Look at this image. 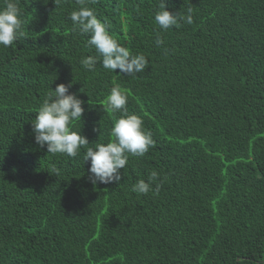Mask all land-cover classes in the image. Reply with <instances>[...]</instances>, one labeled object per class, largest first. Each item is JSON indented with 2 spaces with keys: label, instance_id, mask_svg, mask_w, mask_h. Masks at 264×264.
<instances>
[{
  "label": "trees",
  "instance_id": "trees-1",
  "mask_svg": "<svg viewBox=\"0 0 264 264\" xmlns=\"http://www.w3.org/2000/svg\"><path fill=\"white\" fill-rule=\"evenodd\" d=\"M158 3L89 0L120 44L149 59L125 76L81 66L95 50L73 31L75 0H20L23 35L0 46V264H264V0H191L193 24L166 31ZM70 82L89 146L112 139L120 113L105 98L116 84L152 133L119 183L94 186L83 149L72 158L35 142L45 93ZM151 171L158 194L133 192Z\"/></svg>",
  "mask_w": 264,
  "mask_h": 264
},
{
  "label": "clouds",
  "instance_id": "clouds-1",
  "mask_svg": "<svg viewBox=\"0 0 264 264\" xmlns=\"http://www.w3.org/2000/svg\"><path fill=\"white\" fill-rule=\"evenodd\" d=\"M75 2L79 7L69 14L73 31L86 35L87 44L95 50L94 55L80 59L84 69L94 71L96 65L100 64L106 70H119L122 75L135 76L148 67V57L143 53H133L120 44L110 33L108 25L88 6L89 0ZM61 3L62 0H55L56 7ZM19 4L20 0H3L0 4V46L10 47L23 35V12ZM190 5L191 0L186 9L171 12L165 0H159L154 21L163 31L179 28L182 24L191 25L194 22V10ZM155 43L157 46L164 44L160 35L156 36ZM71 86V82L59 83L45 93L31 122L35 142L40 148L46 147L47 153L65 154L72 158L77 157L83 149V163L90 161L88 179L94 186L97 183H119L121 169H125L129 157H143L154 146L152 133L145 130L143 119L138 114L128 111L127 94L116 84L105 98L107 108L113 113H120L110 129L112 139L89 146L87 137L81 134V128H74L77 122L82 121L85 109L82 106L84 101L78 94L69 91ZM52 172L59 174L55 168ZM159 179V173L151 171L147 179H138L132 185V191L143 195L149 192L158 194L160 184L156 181Z\"/></svg>",
  "mask_w": 264,
  "mask_h": 264
}]
</instances>
